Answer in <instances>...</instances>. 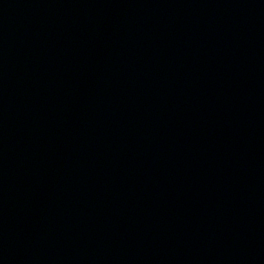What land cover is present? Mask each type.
<instances>
[{
  "label": "water",
  "instance_id": "obj_1",
  "mask_svg": "<svg viewBox=\"0 0 264 264\" xmlns=\"http://www.w3.org/2000/svg\"><path fill=\"white\" fill-rule=\"evenodd\" d=\"M0 264H264V0H0Z\"/></svg>",
  "mask_w": 264,
  "mask_h": 264
}]
</instances>
